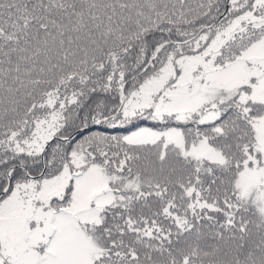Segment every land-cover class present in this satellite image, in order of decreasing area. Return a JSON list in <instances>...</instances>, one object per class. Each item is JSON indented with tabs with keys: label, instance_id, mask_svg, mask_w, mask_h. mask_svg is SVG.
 Wrapping results in <instances>:
<instances>
[{
	"label": "snow or ice",
	"instance_id": "6c2138e0",
	"mask_svg": "<svg viewBox=\"0 0 264 264\" xmlns=\"http://www.w3.org/2000/svg\"><path fill=\"white\" fill-rule=\"evenodd\" d=\"M0 264H264V0H0Z\"/></svg>",
	"mask_w": 264,
	"mask_h": 264
}]
</instances>
